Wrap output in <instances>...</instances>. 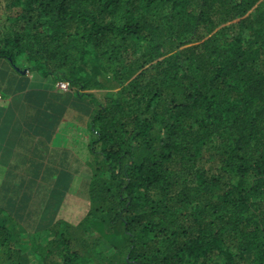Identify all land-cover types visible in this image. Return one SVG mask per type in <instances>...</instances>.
<instances>
[{
  "label": "trees",
  "instance_id": "16d2710c",
  "mask_svg": "<svg viewBox=\"0 0 264 264\" xmlns=\"http://www.w3.org/2000/svg\"><path fill=\"white\" fill-rule=\"evenodd\" d=\"M2 4L0 264H264V0Z\"/></svg>",
  "mask_w": 264,
  "mask_h": 264
},
{
  "label": "rangeland",
  "instance_id": "374dc122",
  "mask_svg": "<svg viewBox=\"0 0 264 264\" xmlns=\"http://www.w3.org/2000/svg\"><path fill=\"white\" fill-rule=\"evenodd\" d=\"M3 7H4V4H2L0 9ZM0 13H1V11H0ZM69 132L70 133H68V135L65 133L63 134L61 144H63V146H66L67 148L73 149V151H75L78 149L77 147L79 145H76L74 142L71 143L72 142L71 140L73 139V137H76L78 131L77 130H69ZM0 135H2V133H0ZM68 137H69V139H68ZM80 141L83 142L85 140H83V138L80 137ZM7 144H10V143H7V139H4V140L0 139V147H2V145L6 146ZM82 146H84V144H82ZM79 153L82 154V156H84L85 154L87 156H89L85 150H80ZM55 204L56 203L51 202V206L59 207L58 216L63 218L64 220H66L68 222L73 223V224L79 223L88 211V203H86L85 200L81 199L79 196H77L75 194H69L68 196H66L64 203L61 204L60 206H57Z\"/></svg>",
  "mask_w": 264,
  "mask_h": 264
},
{
  "label": "crops",
  "instance_id": "0c3cea01",
  "mask_svg": "<svg viewBox=\"0 0 264 264\" xmlns=\"http://www.w3.org/2000/svg\"><path fill=\"white\" fill-rule=\"evenodd\" d=\"M11 79H7V82L3 83V87H4V89L7 90V92H13L15 90L14 86H12L13 84L10 82ZM31 79H32L30 82L31 87L38 86L39 84L41 86L46 85V82L44 83V80L42 78H39L38 75H34ZM41 86H40V88H42ZM0 95L2 96L1 93H0ZM7 96H6V98L2 96V98L0 99V133H2V135H0V139L1 140L7 139V143H10L11 137H12V136H10V134H12V132L15 131V127L13 125V122H14L13 119L8 115V109H4V108L8 107L9 104L12 102V98L10 96L9 97H7ZM12 107H13V105H12ZM14 110H15V108H14ZM19 111L21 113L20 108L18 109L17 112L15 111L16 113H18V116H17L18 118L20 117Z\"/></svg>",
  "mask_w": 264,
  "mask_h": 264
},
{
  "label": "built area",
  "instance_id": "2783aa9c",
  "mask_svg": "<svg viewBox=\"0 0 264 264\" xmlns=\"http://www.w3.org/2000/svg\"><path fill=\"white\" fill-rule=\"evenodd\" d=\"M69 83L68 82H61V83H58V85H57V88L58 89H60V90H64V91H66V90H69ZM2 97L0 96V99H1Z\"/></svg>",
  "mask_w": 264,
  "mask_h": 264
},
{
  "label": "water",
  "instance_id": "95a60500",
  "mask_svg": "<svg viewBox=\"0 0 264 264\" xmlns=\"http://www.w3.org/2000/svg\"><path fill=\"white\" fill-rule=\"evenodd\" d=\"M19 70V69H18ZM23 73H26V70L25 71H23Z\"/></svg>",
  "mask_w": 264,
  "mask_h": 264
},
{
  "label": "clouds",
  "instance_id": "9594fccd",
  "mask_svg": "<svg viewBox=\"0 0 264 264\" xmlns=\"http://www.w3.org/2000/svg\"><path fill=\"white\" fill-rule=\"evenodd\" d=\"M1 96V95H0ZM2 97V96H1Z\"/></svg>",
  "mask_w": 264,
  "mask_h": 264
}]
</instances>
